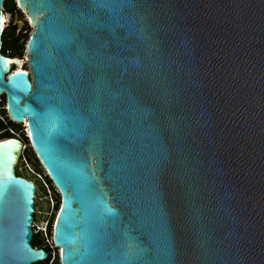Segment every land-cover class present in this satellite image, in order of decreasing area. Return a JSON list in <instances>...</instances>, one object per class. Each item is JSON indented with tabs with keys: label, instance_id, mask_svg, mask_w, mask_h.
<instances>
[{
	"label": "water",
	"instance_id": "95a60500",
	"mask_svg": "<svg viewBox=\"0 0 264 264\" xmlns=\"http://www.w3.org/2000/svg\"><path fill=\"white\" fill-rule=\"evenodd\" d=\"M6 1L0 97L59 195V264H264V0H16L29 75ZM4 140L0 264L43 263Z\"/></svg>",
	"mask_w": 264,
	"mask_h": 264
},
{
	"label": "rangeland",
	"instance_id": "374dc122",
	"mask_svg": "<svg viewBox=\"0 0 264 264\" xmlns=\"http://www.w3.org/2000/svg\"><path fill=\"white\" fill-rule=\"evenodd\" d=\"M15 1L16 0H13L14 3H15ZM8 4H9V9H8L9 13H6V15L8 16V23L6 24V27H9L11 22L14 21L13 30L11 29L10 32H8L9 38H10V45H12V42L15 40V38L19 40L18 45H23V50L16 55V58L20 59V61H21L25 58V47H26V43L29 39V36L32 32V27L29 24V22L26 21L25 15L20 13V12H17L18 10H17L16 4H15V9L17 11L11 15L10 12H12L14 10V7L12 5V0H8ZM19 22L23 23V25L18 28L17 23H19ZM6 55H8V57H14L15 58V56H13L11 53L6 54ZM25 66H24V68H25ZM11 68H12V66H11ZM4 106H5V99L2 96V97H0V115H2L1 110H4ZM10 126L13 129V131H12L13 135L15 134L16 137H18V139L22 142V144L24 146V151H23L22 155L20 156V160L18 162V165L16 166V171L20 174V176L32 181L34 184H37L39 190H38V193L36 196V209L39 212H41L42 214L40 216H37L36 220L38 222L43 221L44 223L48 224L47 225V231L45 233H42V235H41L42 237H36V240H38V242H41L42 241L41 238H43L44 248L45 247L49 248V250L51 252V261L57 260L58 259L57 250L53 247L51 234L49 235L50 222H51V228H52L55 215L58 211V209L56 208L57 200L55 197V195L57 193L54 190V187L51 184V182L48 183L46 181V179H48V178H47L45 172L43 171L41 165L39 164L38 160L36 159V157L34 156L33 159H36L38 162L37 164L39 165V169L42 172L40 175L36 173L34 167L28 161V159L24 158V156L27 154V152L33 153L30 146H29L28 140L26 138V133H25L24 128L22 126L15 125V124H12ZM17 130H19V131H17ZM3 136H4V134L2 133V135H0V138ZM25 162H27V163H25ZM51 232H52V230H51ZM39 264H47V263L43 262V263H39Z\"/></svg>",
	"mask_w": 264,
	"mask_h": 264
},
{
	"label": "trees",
	"instance_id": "16d2710c",
	"mask_svg": "<svg viewBox=\"0 0 264 264\" xmlns=\"http://www.w3.org/2000/svg\"><path fill=\"white\" fill-rule=\"evenodd\" d=\"M12 5L15 9V3L13 2L12 0ZM8 9H9V4H8V0L4 3V13H9L8 12ZM16 10V9H15ZM13 30V27L12 25H10L9 27H6L4 30H3V34H2V49H1V53L3 56H6L8 57V55L6 54H12L13 56L17 55L18 53H20L22 50H23V45H18L19 43V40L15 38V40L12 42V45H10V38H9V34L8 32H10V30ZM11 59H13L12 57H10ZM12 71H14V69L12 68ZM2 112V115H6V110H1ZM13 123L9 122L8 124H4L1 120H0V133L3 132L4 136L0 138V140H3V139H8V138H14L13 134L9 133L10 130H13L12 127L10 125H12ZM19 131V130H17ZM16 131V132H17ZM2 135V133H1ZM32 150V149H31ZM33 152V151H32ZM34 153H31V152H27V154L24 156V158H27L28 161L32 164V166L34 167L35 171L37 174H41V170L39 169V165L37 164V160L36 159H33L34 157ZM33 160V161H32ZM16 174L18 177H22L20 176V174L16 171ZM46 181L48 183H50L49 179H46ZM36 187H37V190H36V196H37V193H38V186L37 184H35ZM56 197V200H57V204H56V208L59 209L60 207V198H59V195L56 194L55 195ZM51 222H50V225H49V235L51 234ZM42 234H37V235H34L33 239H32V242H31V245L33 248H37V249H41V248H44L43 246V243H44V240L43 238L41 242H38V240H36V237H42L41 236ZM46 248V247H45ZM47 264H59V259L57 260H52L51 261V253L50 251H48V257H47V260L45 261Z\"/></svg>",
	"mask_w": 264,
	"mask_h": 264
},
{
	"label": "built area",
	"instance_id": "2783aa9c",
	"mask_svg": "<svg viewBox=\"0 0 264 264\" xmlns=\"http://www.w3.org/2000/svg\"><path fill=\"white\" fill-rule=\"evenodd\" d=\"M14 69V67H13ZM4 110H6V106H4ZM0 120L4 123V124H8L10 121V119L8 118L7 114L6 115H0ZM12 123V122H11ZM14 124V123H13ZM24 125V124H23ZM22 125V127L24 128V126ZM24 130L26 131V129L24 128ZM11 134H13L12 131H10ZM1 135V133H0ZM18 138V137H17ZM24 151V146L22 148V152L20 154V156L22 155ZM20 156H19V160H20ZM18 160V162H19ZM27 163V162H25ZM18 165V164H17ZM42 213L39 212L37 209H36V198H35V212H34V220H33V224H32V230H33V233L34 235H37V234H42V233H45L47 231V223H44L43 221H37L36 220V217L37 216H40ZM54 247V246H53ZM55 248V247H54ZM37 249V248H36ZM49 249V248H48ZM57 250V257H59L58 255V249L55 248ZM50 251V250H49ZM51 253V252H50Z\"/></svg>",
	"mask_w": 264,
	"mask_h": 264
},
{
	"label": "bare ground",
	"instance_id": "6f19581e",
	"mask_svg": "<svg viewBox=\"0 0 264 264\" xmlns=\"http://www.w3.org/2000/svg\"><path fill=\"white\" fill-rule=\"evenodd\" d=\"M27 21L30 24V20L27 19ZM1 23H2V31H3V29L6 28V24L8 23V16L4 13V11H3V16H2ZM28 60H29V57H27V56H25V58L23 60H21L20 62H18V64L15 62L14 59L8 60L7 61V64L9 65V68H10V71L8 73H11L12 72L11 66H13V64H15V67H16V68H14L15 71H18V72H26L29 75L30 74L29 73V70L24 68V66L27 65V63H28ZM23 123H25V122H23ZM24 128H25V126H24ZM25 133H26V131H25ZM6 140L7 139H5L4 141L6 142ZM17 153H18V156H19L20 153L19 152H17Z\"/></svg>",
	"mask_w": 264,
	"mask_h": 264
},
{
	"label": "flooded vegetation",
	"instance_id": "af4514ba",
	"mask_svg": "<svg viewBox=\"0 0 264 264\" xmlns=\"http://www.w3.org/2000/svg\"><path fill=\"white\" fill-rule=\"evenodd\" d=\"M16 11H17V10L14 9L12 12H10V14L12 15V14H13L14 12H16ZM17 12H20V11L18 10ZM20 13H21V12H20ZM26 21H27V18H26ZM27 22H28V21H27ZM13 24H14V21H12L10 25H12V27H14ZM22 25H23V23H22ZM17 27L19 28L18 23H17ZM9 58H10V57H9ZM12 58L15 59V58H16V55H15V58H14V57H12ZM14 66H15V65H14ZM12 67H13V66H12ZM14 68H15V67H14ZM25 68L28 69V68H27V65L25 66ZM11 70H12V68H11ZM3 98H4V97H3ZM10 131H13V130H10ZM10 131H9V133H10ZM1 133H3V132H1ZM13 136H14V138H16V135H15V134H14ZM15 171H16V168H15ZM22 178H24V177H22ZM25 179H26V178H25ZM54 190H55V189H54Z\"/></svg>",
	"mask_w": 264,
	"mask_h": 264
},
{
	"label": "snow or ice",
	"instance_id": "6c2138e0",
	"mask_svg": "<svg viewBox=\"0 0 264 264\" xmlns=\"http://www.w3.org/2000/svg\"><path fill=\"white\" fill-rule=\"evenodd\" d=\"M10 143V142H9Z\"/></svg>",
	"mask_w": 264,
	"mask_h": 264
}]
</instances>
